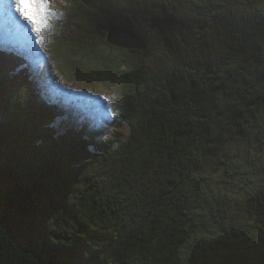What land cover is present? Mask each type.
<instances>
[{
  "label": "trees",
  "instance_id": "trees-1",
  "mask_svg": "<svg viewBox=\"0 0 264 264\" xmlns=\"http://www.w3.org/2000/svg\"><path fill=\"white\" fill-rule=\"evenodd\" d=\"M165 1L62 0L42 33L64 80L117 84L124 139L56 135L41 60L0 46V264H264V0Z\"/></svg>",
  "mask_w": 264,
  "mask_h": 264
},
{
  "label": "rangeland",
  "instance_id": "rangeland-1",
  "mask_svg": "<svg viewBox=\"0 0 264 264\" xmlns=\"http://www.w3.org/2000/svg\"><path fill=\"white\" fill-rule=\"evenodd\" d=\"M62 0H47L46 9L36 12V23L32 24L16 13L14 7L8 8L11 0H0V46L29 58L41 60L36 78V85L42 99L50 104L62 106L65 113L51 124L56 135L67 129L81 131L86 139L97 142L109 141L115 133L124 139L128 136L130 126L118 118V107L121 104V93L117 84L88 87L64 80L57 74L54 64L49 59L42 43V33L48 25L47 17H53V9ZM129 2L146 4L148 0H129ZM186 10L183 0L165 1ZM153 5L155 3H152ZM159 4H162L160 1ZM232 156L243 154L240 142L232 144ZM264 153V149H263Z\"/></svg>",
  "mask_w": 264,
  "mask_h": 264
},
{
  "label": "water",
  "instance_id": "water-1",
  "mask_svg": "<svg viewBox=\"0 0 264 264\" xmlns=\"http://www.w3.org/2000/svg\"><path fill=\"white\" fill-rule=\"evenodd\" d=\"M106 43L124 49L145 52L148 50L147 42L136 34L120 27H110L104 35Z\"/></svg>",
  "mask_w": 264,
  "mask_h": 264
},
{
  "label": "snow or ice",
  "instance_id": "snow-or-ice-1",
  "mask_svg": "<svg viewBox=\"0 0 264 264\" xmlns=\"http://www.w3.org/2000/svg\"><path fill=\"white\" fill-rule=\"evenodd\" d=\"M46 5L47 0H11L7 7H14L15 12L21 14L23 19L35 24L37 22L35 13L45 11Z\"/></svg>",
  "mask_w": 264,
  "mask_h": 264
}]
</instances>
